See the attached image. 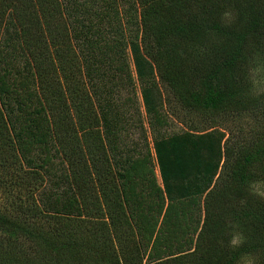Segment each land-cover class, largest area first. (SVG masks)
I'll list each match as a JSON object with an SVG mask.
<instances>
[{
  "label": "trees",
  "instance_id": "1",
  "mask_svg": "<svg viewBox=\"0 0 264 264\" xmlns=\"http://www.w3.org/2000/svg\"><path fill=\"white\" fill-rule=\"evenodd\" d=\"M256 48L264 0H0V160L31 180L22 216L0 211V264H264ZM130 57L152 129L167 124L159 77L195 113L253 114L256 139L236 152L215 131L156 136L161 185L150 151L123 138L134 101L115 94L135 93Z\"/></svg>",
  "mask_w": 264,
  "mask_h": 264
},
{
  "label": "rangeland",
  "instance_id": "2",
  "mask_svg": "<svg viewBox=\"0 0 264 264\" xmlns=\"http://www.w3.org/2000/svg\"><path fill=\"white\" fill-rule=\"evenodd\" d=\"M236 17V11L230 9L223 14L222 23L231 24L236 20ZM129 59L133 73L135 93L133 95V92L131 93L128 89H117L118 91L115 94L119 103L122 101L124 102L128 95L132 96L134 101L131 103L132 106L129 109V115L131 118L129 120L130 127L129 130L123 134V138H125V134H127L128 142H136L137 144L140 143L142 146L141 150L148 149L154 161L155 154L153 141L156 136L165 137L187 131H215L216 133H223L224 142L226 141L227 144L236 152L256 139L260 127L258 118L253 114L246 112L234 117H210L204 114L195 113L184 107L169 85L159 77L158 82L160 85V93L163 100V111L166 114L167 124L159 131L152 129L146 115L141 95V88L133 68L132 59L131 57ZM15 63L17 64V69L22 72L26 63V57L22 52L17 57ZM247 70L249 85L248 95H260L261 93H264V51L262 48L255 49L254 56L249 62ZM133 120L135 122L138 120V129H135ZM141 135L144 136L145 139L141 138ZM130 147L132 148L131 144ZM226 162L227 161H225L222 165L219 173L220 176H222L226 168ZM155 170L158 175V181L162 185L157 165ZM219 174L216 176V179ZM30 184L31 180L29 177V171H27L26 167H21L15 159L9 160L6 163H3L2 160H0V211L13 216H22L14 209L18 205L24 204L26 200L29 201V195H31V193H28L26 188H29ZM253 189L257 196L261 200H264V182L258 181L254 183ZM33 221L38 225L43 224L46 226H52L53 223L42 219H33ZM17 240L20 242L18 245L19 250L28 256V258L34 259L40 257L37 248L32 243L21 238ZM240 264H257V261L253 256L247 255L242 258Z\"/></svg>",
  "mask_w": 264,
  "mask_h": 264
}]
</instances>
